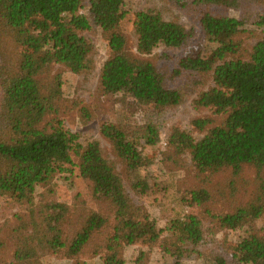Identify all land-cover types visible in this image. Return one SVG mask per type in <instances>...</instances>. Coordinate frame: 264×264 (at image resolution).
Returning <instances> with one entry per match:
<instances>
[{
    "label": "trees",
    "instance_id": "obj_1",
    "mask_svg": "<svg viewBox=\"0 0 264 264\" xmlns=\"http://www.w3.org/2000/svg\"><path fill=\"white\" fill-rule=\"evenodd\" d=\"M168 1L193 21L200 38L194 28L145 10L134 19L138 50L147 53L159 45L183 49L178 73L210 77L211 84L194 102L224 115V121L200 140L174 129L168 144L189 152L201 172L231 168L238 174L244 165L256 168V196L233 213L211 215L219 229L236 230L264 218V35L248 57H241L246 48L238 39L249 19L264 32V0ZM245 3H253L254 18L229 16ZM85 7L88 15L81 12ZM125 16L123 0H0V197L32 205L39 185L76 165L90 183L93 198L110 211L84 207L73 220L76 215L64 203L46 204L43 209L32 205L29 215L19 217L16 264H35L41 254L61 250L78 257L98 237L102 241L95 243L94 254L100 255L102 264H125L124 247L138 243L157 245L173 259L171 264H183L204 240L202 220L194 214L171 220L166 230L158 229L131 199L117 166L103 155L100 144L79 143L57 117L62 83L52 67L63 66L74 74L91 71L94 46L81 32L93 26L107 36L109 57L99 76L104 93H125L140 106L158 110L181 103L180 91L165 84L154 63L126 51L127 40L119 30ZM209 122L198 119L194 125L203 129ZM101 132L128 172L145 166L143 143L154 145L159 140L153 124L135 130L125 122H107ZM191 196L199 204L208 199L206 191L195 190ZM66 224L73 227L70 238ZM240 250L241 257L231 260L223 245L205 264H264V227L251 233Z\"/></svg>",
    "mask_w": 264,
    "mask_h": 264
},
{
    "label": "rangeland",
    "instance_id": "obj_2",
    "mask_svg": "<svg viewBox=\"0 0 264 264\" xmlns=\"http://www.w3.org/2000/svg\"><path fill=\"white\" fill-rule=\"evenodd\" d=\"M123 1L126 16L119 30L126 37V51L154 63L161 71L165 84L180 91L183 97L181 103L171 109L158 110L140 106L125 93H104L99 84V76L109 57L107 36L101 29L93 26L90 30L81 32L94 46L92 70L74 74L63 66L52 67V74H60L62 83L60 112L57 117L65 129L77 136L79 143L85 145L97 141L100 144L103 155L117 166L131 199L140 206L142 214L155 220L158 229L166 230L169 222L176 218L189 214L199 216L203 224L204 240L196 247L197 252L187 254L183 264H205L208 257L216 254L223 245L227 250V257L236 260L235 257H241L240 244L251 233L264 227V218L236 230H221L213 222L211 215L233 213L250 202L256 196L259 174L255 167L249 165H244L238 174L231 168L201 172L192 162L189 152H179L169 146L168 139L174 129L185 131L195 140H200L208 129L221 124L225 116L217 114L212 108L195 105V99L207 90L211 81L209 76L198 79L191 78L189 74L178 73V58L184 53L183 49L159 45L147 53L138 50L134 19L137 12L152 10L168 21H177L187 28H194L198 33L197 38H200V31L182 10L168 0ZM254 11L253 3H245L239 10H231L229 16L245 19L253 17ZM81 12L88 15V8L85 7ZM253 22L254 19H249L244 27L245 31L238 36L244 49L246 48L241 52V57H248L250 48L264 35L263 30ZM198 119H207L210 122L203 129H199L194 125ZM107 122H125L130 129L135 130L147 124L156 126L159 131L158 142L154 145L143 143L140 147L146 158L145 166L136 172L127 171L125 164L116 157L111 142L101 132L102 125ZM74 162H77L76 158ZM69 168L68 172L58 174L47 185H39L32 205L41 208L46 204L64 203L76 215L73 220L79 217L78 214L84 207L89 210L100 209L102 213L110 212L106 205H100L93 198L90 183L81 177L76 165ZM133 184L138 185L137 188L133 189ZM195 190L206 191L208 199L200 204L192 201L191 193ZM32 205L0 197V264H16L15 252L20 239L17 235L21 233L19 217L29 215ZM72 228L65 225L66 237H71ZM107 235L109 232H105L104 237ZM163 235H167V232ZM100 238L90 242L78 257H71L61 250L41 254L39 262L35 264H102L100 255L94 254L98 250L95 243ZM142 252L145 255L138 263ZM123 257L125 264L173 262L157 245L145 243L124 247Z\"/></svg>",
    "mask_w": 264,
    "mask_h": 264
}]
</instances>
